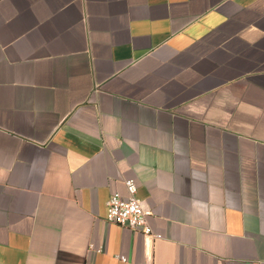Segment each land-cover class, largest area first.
Instances as JSON below:
<instances>
[{
	"label": "crops",
	"instance_id": "1",
	"mask_svg": "<svg viewBox=\"0 0 264 264\" xmlns=\"http://www.w3.org/2000/svg\"><path fill=\"white\" fill-rule=\"evenodd\" d=\"M0 264H264V0H0Z\"/></svg>",
	"mask_w": 264,
	"mask_h": 264
},
{
	"label": "built area",
	"instance_id": "2",
	"mask_svg": "<svg viewBox=\"0 0 264 264\" xmlns=\"http://www.w3.org/2000/svg\"><path fill=\"white\" fill-rule=\"evenodd\" d=\"M128 197L124 198L118 193L112 194L107 204V221L127 229L138 231L146 236H153L149 224L152 212L147 209L137 198V185L134 180L125 182ZM122 262H127L125 257L118 256Z\"/></svg>",
	"mask_w": 264,
	"mask_h": 264
}]
</instances>
